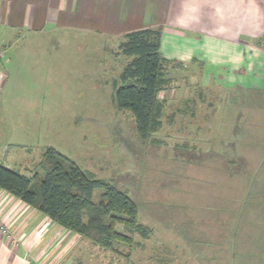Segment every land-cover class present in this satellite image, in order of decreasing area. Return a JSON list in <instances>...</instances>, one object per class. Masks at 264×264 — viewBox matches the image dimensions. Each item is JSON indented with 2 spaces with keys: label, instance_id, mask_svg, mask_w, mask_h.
Masks as SVG:
<instances>
[{
  "label": "rangeland",
  "instance_id": "374dc122",
  "mask_svg": "<svg viewBox=\"0 0 264 264\" xmlns=\"http://www.w3.org/2000/svg\"><path fill=\"white\" fill-rule=\"evenodd\" d=\"M39 44L45 52H4V64L19 57L0 87V155L24 146L35 166L52 148L126 192L150 230L117 226L132 242L114 251L82 239L80 264H264V88L213 80L184 86L187 100L159 94L162 127L143 141L113 100L127 62L113 39L57 33Z\"/></svg>",
  "mask_w": 264,
  "mask_h": 264
},
{
  "label": "crops",
  "instance_id": "0c3cea01",
  "mask_svg": "<svg viewBox=\"0 0 264 264\" xmlns=\"http://www.w3.org/2000/svg\"><path fill=\"white\" fill-rule=\"evenodd\" d=\"M158 27L160 51L171 62L172 90H162V100H187L190 87L213 80L264 88V0H0L3 52H45L39 42L57 33L113 39L117 52L125 34ZM21 41L28 43L23 51ZM14 60H0V87ZM184 86H190L185 95ZM258 124L264 126V118ZM20 149L0 155V163L31 172L41 160L31 166L32 151ZM0 218L18 240L15 246L0 234V264H80L76 254L87 246L83 238L2 190Z\"/></svg>",
  "mask_w": 264,
  "mask_h": 264
},
{
  "label": "trees",
  "instance_id": "16d2710c",
  "mask_svg": "<svg viewBox=\"0 0 264 264\" xmlns=\"http://www.w3.org/2000/svg\"><path fill=\"white\" fill-rule=\"evenodd\" d=\"M161 39L162 28H146L125 34L118 46L127 62L113 83V100L118 109L132 114L143 141L162 127L158 95L170 85L171 62L162 56ZM30 173L0 163V190L101 249L114 251L132 242L117 226L143 237L150 232L137 222L136 204L126 192L94 178L52 148Z\"/></svg>",
  "mask_w": 264,
  "mask_h": 264
},
{
  "label": "built area",
  "instance_id": "2783aa9c",
  "mask_svg": "<svg viewBox=\"0 0 264 264\" xmlns=\"http://www.w3.org/2000/svg\"><path fill=\"white\" fill-rule=\"evenodd\" d=\"M3 56H4V52L0 50V60H2ZM0 234L15 246L18 245V240L12 235L7 224L1 218H0Z\"/></svg>",
  "mask_w": 264,
  "mask_h": 264
}]
</instances>
